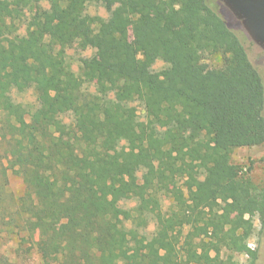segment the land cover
I'll list each match as a JSON object with an SVG mask.
<instances>
[{"label": "trees", "instance_id": "16d2710c", "mask_svg": "<svg viewBox=\"0 0 264 264\" xmlns=\"http://www.w3.org/2000/svg\"><path fill=\"white\" fill-rule=\"evenodd\" d=\"M43 1L0 0V235L30 243L42 264H238L254 217L264 222V187L232 163L236 149L264 146V82L241 21L213 0ZM87 1L113 21L88 15ZM89 38L104 58L75 71L67 50ZM29 90L36 107L13 97ZM181 180L188 199L174 193L164 213L161 193Z\"/></svg>", "mask_w": 264, "mask_h": 264}, {"label": "rangeland", "instance_id": "374dc122", "mask_svg": "<svg viewBox=\"0 0 264 264\" xmlns=\"http://www.w3.org/2000/svg\"><path fill=\"white\" fill-rule=\"evenodd\" d=\"M215 5H218L217 0H213ZM43 8H48V1L44 0L41 3ZM86 13L90 16H99L106 20L113 21L110 18L109 13L106 11L104 7L101 5L94 3L92 1H87L86 6ZM16 25L18 26V32L21 34L25 33V23L24 18L20 21H16ZM130 38L133 40L135 38V32L133 28L130 26ZM241 36V33H239ZM243 43L245 44L249 59L253 66L258 70V72L262 75L263 82H264V50L252 42L250 39L241 36ZM101 48L97 43L93 40V38L87 39L83 44L82 43H75L74 46L67 50L68 60L72 64L73 69L75 71H79L81 60L87 58H95L97 61L103 59V56H99ZM105 58L109 59L111 62H122L124 58L117 59L114 56V51H109L108 54L105 55ZM207 63L211 67V69H216L222 64L221 58H212L208 59ZM165 64L162 61H157L156 64L153 66V70L158 72L164 69ZM90 74V79H92L94 70H88ZM91 90H94V86L91 85ZM13 97L17 102L30 104L32 107H36V95L33 90H29L25 93H13ZM135 105L138 107V113L140 116L143 115L142 107L139 106L137 103ZM71 117L70 115L65 116V121L70 122ZM232 163L240 167L241 175L248 177L253 185L260 189L264 187V146H256V147H244L236 149L232 156ZM143 174H140L142 178ZM142 183V181H140ZM187 182L179 181L178 184L169 185L165 188L173 189V194L166 193L163 191L161 193V200H162V211L164 213H169L173 209V204H175L174 193L176 194H183L184 198L188 199L189 191L187 187ZM9 189L14 194L16 198L21 197L25 194L26 188L25 185L20 177H17L14 174H9ZM144 197V194H140L136 199H131L128 201H124L121 203V207L125 210H134V208L139 203L140 199ZM243 207V204L238 205L237 208L232 209L231 218L234 220L239 217L240 210ZM249 216L246 215L245 218L247 219ZM254 232L253 235L250 237L247 243V250L244 253H235L234 259L238 264H248L251 260L253 255L251 252L257 253L258 259L256 264H264V222L262 223L259 220V217H254ZM130 226V223H128ZM156 224L154 221L150 220L148 226L142 229V233H145L148 236H152L155 232ZM189 228L185 230L187 233ZM27 246H31L30 252L24 251V249H19L17 245V241L9 236H5V233L0 235V256H5L9 260V264H42L41 257L39 253L36 251L34 247L29 243ZM229 251L223 250L222 257L226 258L229 255Z\"/></svg>", "mask_w": 264, "mask_h": 264}, {"label": "water", "instance_id": "95a60500", "mask_svg": "<svg viewBox=\"0 0 264 264\" xmlns=\"http://www.w3.org/2000/svg\"><path fill=\"white\" fill-rule=\"evenodd\" d=\"M241 21L250 39L264 50V0H217Z\"/></svg>", "mask_w": 264, "mask_h": 264}]
</instances>
